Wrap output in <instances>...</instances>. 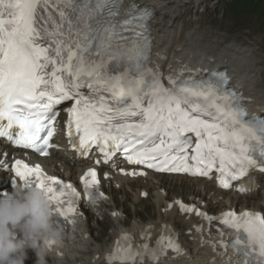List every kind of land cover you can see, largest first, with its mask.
<instances>
[{
    "label": "snow or ice",
    "instance_id": "1",
    "mask_svg": "<svg viewBox=\"0 0 264 264\" xmlns=\"http://www.w3.org/2000/svg\"><path fill=\"white\" fill-rule=\"evenodd\" d=\"M109 2L0 0V137L47 156L54 133L55 106L78 97L67 110L69 119L65 124L69 138L73 131L78 134V151L86 153L99 145L102 153L110 155L107 149L123 146L130 163L146 164L157 171L209 176L215 170L223 188H229L232 181L245 176L249 168L264 172V117L245 120L244 109L217 103L219 99L238 100L234 94L220 97L212 86L206 89L201 85L167 91L156 83L147 107H142L140 100L134 98L132 108L125 111L110 107L103 95L85 98L79 92L85 87L93 92H110L114 104L133 96L132 87L124 86L125 77L102 76L103 62L92 59L93 50L101 55L111 46L114 37L119 36L115 31L118 24L108 21L105 25L96 19ZM107 14L116 13L110 8ZM150 15L151 11L144 9L134 19L143 21ZM90 20L94 23H89ZM97 33H107V36L99 41ZM137 36L139 39L132 41L131 47L117 55H127L139 68V61L146 59L147 41L141 44L144 38L140 33ZM226 82L221 76L219 85ZM130 83L139 85L142 80ZM124 116L141 119L138 123L113 124ZM192 136L196 138L194 145ZM137 144L143 147L137 149ZM189 149L194 153L191 156ZM189 160L193 162L191 165ZM11 168L25 186L39 188L46 194L54 216L68 220L75 213L72 202L64 199L65 189L73 196L79 195L71 184L47 176L39 166L30 167L19 159ZM96 177V171L89 169L81 178L86 189L98 184ZM88 195L92 199V194ZM65 203L67 207L63 206ZM220 222L234 230L231 246L245 257L246 264L249 260L251 264H264V216L248 211L239 215L227 212ZM129 239L125 235L115 243L106 264L117 261L126 264L134 259L131 244L121 243ZM168 247L180 251L172 242Z\"/></svg>",
    "mask_w": 264,
    "mask_h": 264
},
{
    "label": "bare ground",
    "instance_id": "2",
    "mask_svg": "<svg viewBox=\"0 0 264 264\" xmlns=\"http://www.w3.org/2000/svg\"><path fill=\"white\" fill-rule=\"evenodd\" d=\"M180 0H140L146 2L154 9V19L151 21V26L154 34L155 54L163 53L167 58L157 57L153 60L152 65L158 66L163 64L168 72H172L176 67L183 66L185 69L201 66L202 68H226L230 81L234 87L242 91L245 96V103L254 112L264 113V81L260 80L258 74V66L262 61L258 58L257 48L250 46L248 42H239L237 40L223 45L210 43L206 38L201 36L198 28L188 30L185 34L175 33L173 24L180 16H175V9ZM200 6L207 5L212 0H194ZM202 26V23H199ZM199 26V25H198ZM260 70V69H259ZM48 159H41L43 163L49 164L48 160H55L64 165L70 159V153L67 151L55 152ZM88 163H84L87 165ZM81 167V170L84 168ZM51 170V166H49ZM65 169L73 171L76 168H71L68 165ZM261 180L258 176L256 185ZM254 182V181H253ZM240 194V193H239ZM252 199L257 198L255 194L251 195ZM249 201V200H248ZM254 205L258 202L254 201ZM94 212L100 214V207H96ZM169 216H173L172 210L165 212ZM144 225V224H143ZM142 224L132 226L130 231L138 232L136 229H142ZM83 226L75 228L74 234H66L63 236L62 256L51 254L52 259L46 260L48 264H59L65 261L66 264H103L105 260L106 250L110 249L111 243L99 247L92 243V237L89 232H85ZM132 232V238L135 233ZM139 234V233H138ZM195 262L202 264L206 261V252L197 250L194 255ZM211 264V263H210ZM215 264H226L224 262L215 261Z\"/></svg>",
    "mask_w": 264,
    "mask_h": 264
},
{
    "label": "clouds",
    "instance_id": "3",
    "mask_svg": "<svg viewBox=\"0 0 264 264\" xmlns=\"http://www.w3.org/2000/svg\"><path fill=\"white\" fill-rule=\"evenodd\" d=\"M62 244V231L42 190L16 183L0 195V264H24L28 249L36 264H47L50 245Z\"/></svg>",
    "mask_w": 264,
    "mask_h": 264
},
{
    "label": "rangeland",
    "instance_id": "4",
    "mask_svg": "<svg viewBox=\"0 0 264 264\" xmlns=\"http://www.w3.org/2000/svg\"><path fill=\"white\" fill-rule=\"evenodd\" d=\"M256 7L255 0H233L225 5L226 10H230V13L233 14H241L246 11H253ZM260 21L264 22V13L262 11L259 12Z\"/></svg>",
    "mask_w": 264,
    "mask_h": 264
}]
</instances>
